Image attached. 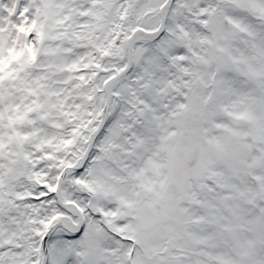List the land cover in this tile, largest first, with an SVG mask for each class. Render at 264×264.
<instances>
[{
  "label": "snow or ice",
  "instance_id": "obj_1",
  "mask_svg": "<svg viewBox=\"0 0 264 264\" xmlns=\"http://www.w3.org/2000/svg\"><path fill=\"white\" fill-rule=\"evenodd\" d=\"M0 264H264V0H0Z\"/></svg>",
  "mask_w": 264,
  "mask_h": 264
}]
</instances>
